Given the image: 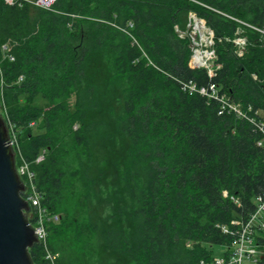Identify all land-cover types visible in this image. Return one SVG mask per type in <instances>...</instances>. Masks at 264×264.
<instances>
[{"label":"trees","instance_id":"16d2710c","mask_svg":"<svg viewBox=\"0 0 264 264\" xmlns=\"http://www.w3.org/2000/svg\"><path fill=\"white\" fill-rule=\"evenodd\" d=\"M3 2L13 60L0 62L2 120L59 216L45 223L57 264H192L230 243L221 227L264 193L259 132L181 84H215L264 113V0H57L53 12ZM189 13L213 33L212 78L189 67L178 34Z\"/></svg>","mask_w":264,"mask_h":264},{"label":"built area","instance_id":"2783aa9c","mask_svg":"<svg viewBox=\"0 0 264 264\" xmlns=\"http://www.w3.org/2000/svg\"><path fill=\"white\" fill-rule=\"evenodd\" d=\"M4 4L9 7L13 6H21L22 4H27L29 6L33 5V7L38 9H48L51 10L55 1L57 0H3ZM190 17V16H189ZM194 19V18H193ZM195 23L200 22V26L205 33L207 29L203 27L202 22L200 20L194 19ZM193 27L195 29V26ZM196 30V29H195ZM213 36V33H210ZM200 40L194 45L206 46V38L204 41ZM211 43V42H210ZM207 44V43H206ZM212 44V43H211ZM243 48V47H242ZM238 51V55H240L241 49ZM214 49L210 51H201V49H195L192 52L190 58V68H199L201 67L207 72L209 78H212L215 75V71L218 68V65L215 63ZM198 55V59H195V52ZM0 53L2 59L7 58L8 61L13 60V56L10 52V42L5 41L0 44ZM214 59V64L209 66L206 65V62L210 59ZM183 90H188L189 93H196L198 95H202V97L208 100H216L218 103L217 113H229L231 112L236 117L240 119H245L250 122L256 131L259 132V137L257 144L264 150V113H260V111L251 110L249 107L244 108V106H240L231 101L230 98L225 96L220 92V89L215 84H208V86H200L197 87L194 84L186 83L181 84ZM6 123L7 128V145L13 149V156L15 162V172L17 176L20 177L23 184V191L21 192V197L28 203L29 208L25 211V216L29 221L30 227L34 230L36 234V242L37 244H41L42 246V258L43 261L41 264H57L58 257L57 253L54 251H50L48 244L46 243V235L47 230L45 229L46 221H53L58 219L57 214H49L46 211V207L43 206L40 202V190L36 189L35 175L33 171L30 169L31 162L27 161L24 156H22L21 148L18 146V135L15 133L13 124L8 121ZM35 125L34 121L28 123L27 126ZM45 149H42L40 152H37L36 156L33 158L34 162H41L44 157ZM253 211L247 215L244 219H234L230 221L233 228L228 226H222L221 231L223 233L228 234L232 237L230 243L224 244V250L221 255L213 256L207 259H198L192 264H259V260L264 255V236L262 233L264 232V193H260L255 197ZM168 264V263H166Z\"/></svg>","mask_w":264,"mask_h":264},{"label":"water","instance_id":"95a60500","mask_svg":"<svg viewBox=\"0 0 264 264\" xmlns=\"http://www.w3.org/2000/svg\"><path fill=\"white\" fill-rule=\"evenodd\" d=\"M6 126L0 117V264H31L27 249L36 247V234L25 216L29 205L21 197L23 184L7 145Z\"/></svg>","mask_w":264,"mask_h":264},{"label":"rangeland","instance_id":"374dc122","mask_svg":"<svg viewBox=\"0 0 264 264\" xmlns=\"http://www.w3.org/2000/svg\"><path fill=\"white\" fill-rule=\"evenodd\" d=\"M55 9V8H54ZM54 9L52 8L51 10H48V9H45V10H48V11H54ZM41 10H44V9H41ZM190 16V17H189ZM187 17H188V24H186V29L184 30V33L183 32H178V34H179V36L180 37H184V36H186L187 37V40H188V45H190V48H191V51H190V55H189V57H188V59H189V64H190V61H191V59L192 58H190L191 57V55H192V52H194V50L195 49H201V51H210V50H212V48H213V44H211L212 43V35L210 34L211 33V31L210 30H208V28H206L205 27V25H204V21L202 20V19H200V17H196L193 13H189L188 15H187ZM196 19V20H200L201 22H202V25H203V27L204 28H206L207 29V32L208 33H205V30H203L202 31V27L200 26V22H196L197 23V25H198V28H197V30H195L194 29V27H193V24L195 23V21H194V19ZM201 36V40L202 41H204L205 40V38H206V43H205V45L206 46H201V45H199V46H196V45H194V43H198L199 42V40H200V37ZM205 37V38H204ZM10 40V39H9ZM211 42V43H210ZM232 42L237 46V48H238V50L237 51H239L240 50V48H242V47H244L245 46V43H244V39L240 36L239 38H234L233 40H232ZM14 45V44H13ZM197 54V53H196ZM195 54V55H196ZM238 54V53H237ZM195 57V56H194ZM196 58H198V57H195V59ZM2 61V56H1V59H0V62ZM214 64V59H210V60H208L207 62H206V65H204V66H209V67H211L212 65ZM211 68H213V67H211ZM3 86H5V83H4V79H3V77H2V70H1V65H0V117L2 118L3 116L5 117L6 115L5 114H7L6 112H7V109H8V107H6L7 105H6V103H5V101H3L4 99H5V95H4V93H3ZM21 101H23V99H21L20 100V102ZM73 101V98L72 97H70V99H69V102L71 103ZM38 104H40V102L38 103ZM9 106V105H8ZM18 140H19V138H18ZM18 140H17V142H18ZM262 235L264 236V232L262 233ZM207 246V248H208V250L212 253V255H214V256H218V255H221V253L223 252V250H224V246L220 243V244H211V245H209L208 246V244L206 245Z\"/></svg>","mask_w":264,"mask_h":264},{"label":"bare ground","instance_id":"6f19581e","mask_svg":"<svg viewBox=\"0 0 264 264\" xmlns=\"http://www.w3.org/2000/svg\"><path fill=\"white\" fill-rule=\"evenodd\" d=\"M194 26H195V28H198V25H197V23H196V24H194ZM202 31H203V29H202ZM197 52H198V51H196V52H195V54H196ZM195 57H198V55H196ZM195 57H194V58H195ZM196 59H198V58H196Z\"/></svg>","mask_w":264,"mask_h":264}]
</instances>
